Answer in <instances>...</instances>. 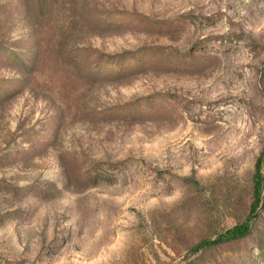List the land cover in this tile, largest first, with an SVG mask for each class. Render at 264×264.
I'll return each instance as SVG.
<instances>
[{
	"label": "rangeland",
	"instance_id": "obj_1",
	"mask_svg": "<svg viewBox=\"0 0 264 264\" xmlns=\"http://www.w3.org/2000/svg\"><path fill=\"white\" fill-rule=\"evenodd\" d=\"M0 264H264V0H0Z\"/></svg>",
	"mask_w": 264,
	"mask_h": 264
},
{
	"label": "trees",
	"instance_id": "obj_2",
	"mask_svg": "<svg viewBox=\"0 0 264 264\" xmlns=\"http://www.w3.org/2000/svg\"><path fill=\"white\" fill-rule=\"evenodd\" d=\"M261 188H262V177H261V173H260V162H259V163H257V167H256L255 175H254V195H255L254 200H255V204L252 207L253 212H254V210L258 204V201H259V194H260ZM249 231H250V226H249L248 222L235 225L232 228L225 230L223 233H221L214 240H211L209 242L202 241L201 243L196 245L192 251H198V249H200L202 247L213 245V244H219L222 242H229V241L241 239V238L245 237L249 233Z\"/></svg>",
	"mask_w": 264,
	"mask_h": 264
}]
</instances>
